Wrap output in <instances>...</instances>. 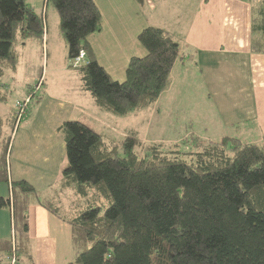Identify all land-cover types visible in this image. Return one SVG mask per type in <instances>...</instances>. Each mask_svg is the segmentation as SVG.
Instances as JSON below:
<instances>
[{"label":"trees","instance_id":"16d2710c","mask_svg":"<svg viewBox=\"0 0 264 264\" xmlns=\"http://www.w3.org/2000/svg\"><path fill=\"white\" fill-rule=\"evenodd\" d=\"M49 3L59 16L68 67L78 72L98 107L126 117L160 98L183 59L168 32L156 27L140 32L147 54L133 57L119 82L99 64L88 40L102 29L96 2ZM260 5L253 8L251 51L264 54V0ZM45 30L46 15L25 0H0V79L17 71L21 47L28 39L43 41ZM81 51L85 58L75 66ZM9 99L10 91L0 87V104L9 107ZM23 119L0 113V183L10 186L0 209L12 210L14 228L12 238L0 240V264L14 253L18 261L32 262L34 204L71 225L75 255L69 264H264V139L229 134L214 141L189 129L173 143H146L132 131L117 142L69 120L60 127L68 164L45 195L27 180L9 178L12 137ZM182 145L194 150L184 153Z\"/></svg>","mask_w":264,"mask_h":264},{"label":"crops","instance_id":"0c3cea01","mask_svg":"<svg viewBox=\"0 0 264 264\" xmlns=\"http://www.w3.org/2000/svg\"><path fill=\"white\" fill-rule=\"evenodd\" d=\"M94 1L102 14V29L92 33L88 40L97 61L113 80L124 81L130 60L147 54L138 39L143 29H163L181 46L183 59L174 65L167 88L150 106V120L156 126L160 125L159 120L169 122L166 129L175 130L178 141L189 129L214 141L229 134L251 142L264 139V54L251 51V1ZM25 2L36 13L39 4L40 14L46 15L43 45L48 47L46 0ZM14 100L9 107L0 104V113H11L18 99ZM84 101L90 102L92 110ZM94 105L97 106L80 81L72 98L46 95L30 108L29 117L22 120L12 137L8 155L10 180H27L45 195L54 189L68 164L60 131L64 122L80 120L97 127L95 130L105 138L106 132H113L111 115ZM148 109L142 111L149 114ZM9 196V184L0 183V197ZM13 236L12 210L2 208L0 240ZM29 236L32 262L22 259L17 264H69L74 259L71 225L38 204L29 208ZM6 259L11 264V257Z\"/></svg>","mask_w":264,"mask_h":264},{"label":"rangeland","instance_id":"374dc122","mask_svg":"<svg viewBox=\"0 0 264 264\" xmlns=\"http://www.w3.org/2000/svg\"><path fill=\"white\" fill-rule=\"evenodd\" d=\"M249 1H251L255 7L261 6L259 2L260 0ZM40 5H42V3ZM36 7H40V9L38 8L40 14L41 6L36 4ZM48 10L50 29L48 47L46 44L43 45V41L39 38L28 39L26 45L20 49L21 57L17 71H8L5 76L0 79V87L10 91V104L13 99H15L14 101L17 99L20 101L28 96H32L33 101L31 102L27 113L24 115V120H27L30 108L37 105L39 98L43 99L46 95L58 97L59 99H62L63 97L72 98L76 91L79 90L80 76L75 69L68 67V47L63 34L59 31V16L52 3L48 4ZM173 38L176 40L175 37ZM36 87L37 90L35 92L33 89H36ZM29 89L30 93H26ZM33 92L35 93L33 94ZM35 94L37 96H35ZM84 104L86 107H89V110H92L90 102L87 104L84 101ZM93 107L97 108L95 105ZM150 108L152 107H149L148 109L149 114H146V111H139L138 113H133L126 117H117L110 114L111 119H113L110 122L111 129H114L113 132H106V139L119 142L125 139L126 135L132 131L138 134L146 143L161 141H163L162 143H173L174 140L178 141L180 138L173 134L175 130L166 129L169 122L159 120L158 124L160 125L156 126L154 120H150ZM14 111L15 106L12 113ZM93 128L98 129L97 127ZM99 128L101 129V127ZM240 137L243 140L246 139L243 138V136ZM193 150L194 148L191 146H181V151L184 153H189ZM3 264H7L6 258Z\"/></svg>","mask_w":264,"mask_h":264},{"label":"built area","instance_id":"2783aa9c","mask_svg":"<svg viewBox=\"0 0 264 264\" xmlns=\"http://www.w3.org/2000/svg\"><path fill=\"white\" fill-rule=\"evenodd\" d=\"M85 58V52L84 51H81L80 52V55L75 58V60L73 61V64L75 66H78L81 64V62L84 60ZM32 102V96H28L26 97L24 100H20V101H17L15 103V111H14V115L16 116V118L18 119V122L24 117V115L27 113V110L30 106ZM17 256L16 254L14 253L12 256H11V264H17Z\"/></svg>","mask_w":264,"mask_h":264}]
</instances>
